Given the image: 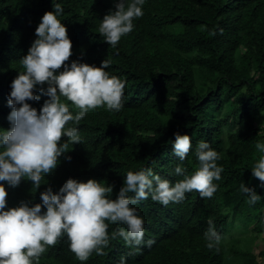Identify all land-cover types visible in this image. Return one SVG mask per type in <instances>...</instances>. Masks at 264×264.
<instances>
[{
  "label": "trees",
  "instance_id": "1",
  "mask_svg": "<svg viewBox=\"0 0 264 264\" xmlns=\"http://www.w3.org/2000/svg\"><path fill=\"white\" fill-rule=\"evenodd\" d=\"M57 2L64 6L61 19L73 42L68 62L100 65L110 56L106 70L125 81L124 107L119 112L90 110L79 124L84 141L70 144L71 159L62 155L35 192L30 180L18 186L5 182L6 207L25 200L42 203L40 192L48 184L58 191L69 177L113 184V198L130 169L151 166L175 182L181 178L172 175L177 164L189 173L198 167L194 149L204 139L222 157L218 190L211 198L193 190L183 202L167 206L150 197L140 201L136 207L146 222L145 239L153 237L155 243L128 255V264H264V187L251 170L262 155L255 142L264 140V0H146L144 15L134 20L135 27L116 48L98 32L115 0ZM49 10L53 0H0L2 129L11 126L7 100L19 60ZM45 99L41 94L39 101L29 102L40 109ZM176 131L192 137L193 148L183 161L172 153ZM242 182L255 187L262 199L249 205L240 191ZM209 217L224 236L219 252L206 247ZM119 226L110 224L109 231ZM260 237L257 254L252 245ZM106 251L83 264H117L129 249L118 239ZM40 264L82 262L63 237Z\"/></svg>",
  "mask_w": 264,
  "mask_h": 264
},
{
  "label": "clouds",
  "instance_id": "2",
  "mask_svg": "<svg viewBox=\"0 0 264 264\" xmlns=\"http://www.w3.org/2000/svg\"><path fill=\"white\" fill-rule=\"evenodd\" d=\"M145 3L115 0V9L98 25L103 40L116 48L135 27L134 20L144 15ZM63 13L62 2L53 0V10L42 16L35 28L36 39L19 60L20 71L11 82L7 100L11 126L0 128V264H40L42 255L63 237L82 264L93 254L107 255L111 242L122 240L129 251L117 264H128V255L155 243L153 237L145 239L146 222L136 205L149 197L164 206L178 204L193 190L201 198L213 197L219 188L216 181L222 179L223 166L218 163L222 157L209 141L201 139L194 149L198 167L189 173L177 164L172 175L181 178L175 182L151 166L130 169L113 198V184L69 177L58 191L48 184L40 192L42 203L25 200L6 207L5 182L18 186L27 179L35 192L47 182V174L57 167L62 155L71 159L67 155L70 144L84 141L79 124L90 110L104 107L119 112L124 107L125 81L106 70L112 63L110 56L100 65L78 59L68 62L73 42L62 22ZM41 94L47 99L38 109L29 101H39ZM174 135L172 153L183 161L193 148L192 137L180 131ZM255 148L262 155L251 165L252 176L264 187V140H257ZM240 191L249 205L262 199L255 187L244 182ZM207 223L206 247L219 252L224 236L213 218L209 217ZM110 224L120 226L110 232Z\"/></svg>",
  "mask_w": 264,
  "mask_h": 264
},
{
  "label": "rangeland",
  "instance_id": "3",
  "mask_svg": "<svg viewBox=\"0 0 264 264\" xmlns=\"http://www.w3.org/2000/svg\"><path fill=\"white\" fill-rule=\"evenodd\" d=\"M249 234H253V232H249ZM235 236H236V234H235ZM245 237V236H244ZM243 237V238H244ZM262 238L260 237V238H258L257 240H255L254 242H253V245H252V247H253V252L254 253H259V250L262 248ZM261 261V260H260Z\"/></svg>",
  "mask_w": 264,
  "mask_h": 264
}]
</instances>
